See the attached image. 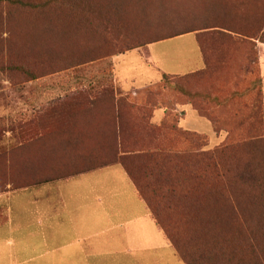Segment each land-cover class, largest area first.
Segmentation results:
<instances>
[{"label": "rangeland", "instance_id": "1", "mask_svg": "<svg viewBox=\"0 0 264 264\" xmlns=\"http://www.w3.org/2000/svg\"><path fill=\"white\" fill-rule=\"evenodd\" d=\"M168 1L175 5L167 12L153 5L141 11L136 0H106L105 5L114 9V16L122 28H105L104 24L98 27L97 22H90L88 25L95 26L104 37L100 42L95 38L90 39L94 33L87 32V26L79 30V18L63 19L67 8L65 6L48 8L35 15H28L24 11L13 12L8 25L13 47L22 44L33 18L38 19L43 15L61 19L52 20L56 25L63 19L65 25L74 31L73 40L78 41L79 46L30 59L22 56L23 65L36 71L33 79L22 71L6 74L0 70V143L6 142L9 136L17 143L34 139L38 134L37 126L41 127L42 123L50 120L44 115L49 111H92L93 115H99L101 109L107 110L109 95L114 96L116 93L113 56L129 50L115 62L118 68L121 64L125 66L120 77L134 76V83L142 85L158 80L164 72L179 80L195 96L190 98L181 94L166 86L163 81L150 90L147 87L136 89L134 92L143 95H160L162 101L167 103V119L153 136L148 132L149 125L146 126L142 119L145 117L146 121L147 118L150 120L151 107L140 112L135 132L122 133L121 140L125 148H146L158 144L165 148H188L178 131L197 135L200 141L206 143V149L252 136L264 138V87L259 78L257 50L260 41L243 39L234 34L232 38L212 36L211 33L198 30L129 50L126 48L131 42L120 41L129 35H148V40H153L185 31L201 23L203 16H209L211 20L221 18L236 28L256 33L264 22V0H245L244 6L239 4V0ZM92 45L97 53L110 55L77 64V60L86 59L88 55H76L86 53L87 46ZM195 45L200 49L206 69L181 73L192 68L189 67V55L196 48ZM80 47H83L82 51ZM255 58L257 61L254 63ZM141 59L148 60L154 67ZM149 104L152 106L157 103L151 101ZM183 109L188 110V113H184ZM100 121L99 117L94 118L91 125L100 126ZM10 131H13L12 134ZM228 137L231 138L229 142L226 141ZM91 139H101L102 146L74 151L69 157V160H73L72 165L84 168L102 165L112 159L107 153L110 154L108 146L115 147L114 133H107L102 138L96 133Z\"/></svg>", "mask_w": 264, "mask_h": 264}, {"label": "trees", "instance_id": "2", "mask_svg": "<svg viewBox=\"0 0 264 264\" xmlns=\"http://www.w3.org/2000/svg\"><path fill=\"white\" fill-rule=\"evenodd\" d=\"M105 1L0 0V70L6 74L22 71L33 79L36 71L23 65L22 56L30 59L78 47V41L73 40L74 31L63 21L67 17L79 18V30L87 26L86 31L94 33L90 39L95 38L98 42L104 37L95 26L88 25L90 22H97L98 27L104 24L105 28L110 26V29L121 30L122 24L114 16V9H109ZM136 1L141 11L153 5L168 12L175 5L174 2L169 4L168 0ZM239 4L244 6L246 1L239 0ZM56 6L67 7L59 25L52 20L61 19L49 15L33 18L22 44L13 47L8 26L13 12L24 11L28 15H35ZM200 20L201 23L188 30L153 40H148V35H129L119 39L121 42H131L126 48L129 50L198 30L212 36L232 38L234 34L264 43V22L256 33H250L221 18L211 20L209 16H203ZM87 47L86 53L81 52L76 56L88 55V58L77 60V64L110 55L97 53L93 45ZM256 61L255 58L254 63ZM170 75H162L166 86L194 98L195 93ZM157 85L147 88L150 90ZM121 117L115 120V147L108 146L110 154L106 152L112 159L97 166L79 168L72 165L73 160L67 158L74 151L61 148L57 151L58 155H52L51 150L37 148L35 142L38 135L18 143L9 136L6 142L0 143V193L65 179L117 163L128 174L182 264H264V138L252 136L206 149V143L200 141L197 135L178 131L188 148H165L161 144L125 148L121 140ZM142 119L146 126L149 125V134L154 136L156 129L167 119V113L159 124L151 123L148 118L146 121L145 117ZM59 137L65 136L60 134ZM228 140L231 138L228 137ZM51 156L57 157L52 159Z\"/></svg>", "mask_w": 264, "mask_h": 264}, {"label": "crops", "instance_id": "3", "mask_svg": "<svg viewBox=\"0 0 264 264\" xmlns=\"http://www.w3.org/2000/svg\"><path fill=\"white\" fill-rule=\"evenodd\" d=\"M257 44L259 78L264 87V43ZM193 50L189 55L192 68L181 73L206 69L199 47ZM130 51L113 56L116 93L109 95L107 110L101 109L99 115H93L92 111L46 112L44 115L50 120L37 126V148L51 150L52 155H58L61 148L65 151L99 148L102 140H92L93 135L97 133L102 138L114 133L119 116L124 120L122 131L133 134L140 112L150 107L151 122H161L167 113V103H163L161 96L137 95L134 91L161 83L165 73L159 69L162 75L158 80L142 85L134 83V76L120 77L125 66L121 64L118 68L115 62ZM141 60L154 67L148 60ZM151 101L158 104L151 106ZM97 117L101 125L92 126V119ZM60 134L65 137L60 138ZM0 264H182V261L124 168L116 163L0 193Z\"/></svg>", "mask_w": 264, "mask_h": 264}]
</instances>
